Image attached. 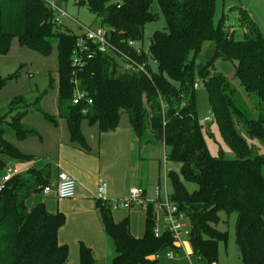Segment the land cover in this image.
I'll use <instances>...</instances> for the list:
<instances>
[{"label":"trees","instance_id":"obj_1","mask_svg":"<svg viewBox=\"0 0 264 264\" xmlns=\"http://www.w3.org/2000/svg\"><path fill=\"white\" fill-rule=\"evenodd\" d=\"M152 0H77L107 29V35L121 51L137 60L126 46L129 39L141 41L144 25L155 18L150 9ZM166 20V27L155 31L148 46V74L122 70L111 54L97 53L76 75L72 74L70 54L77 33L52 22L53 13L43 0H0V52L5 53L13 37L20 45L43 54L52 44L57 49L58 116L64 118L71 143L84 147L80 130L86 119L96 124L99 134L114 131L126 115L137 137L148 135V142L160 143L166 149V160L179 163V170H166L170 181V200L190 223L188 241L192 255L207 264L217 261L219 242L226 243L227 232L216 228L219 211L236 214L234 237L239 252L238 264H264V35L251 16L237 9L238 24L227 25L229 15L215 19V0H157ZM67 0H56L61 5ZM238 27V28H237ZM237 29V30H236ZM238 29L241 33H238ZM209 42L208 49H203ZM198 57L207 59L195 75ZM234 66L237 87L220 71L216 60ZM154 63L156 70L152 69ZM91 99L90 104H73L72 79ZM205 86L220 138L234 153L226 158L220 151L209 152L205 142L207 129L201 124L196 109V82ZM4 83L0 79V85ZM245 97L258 99L254 115L248 116L238 104V90ZM24 102L14 97L10 110ZM37 110L54 123L46 112ZM25 110L6 120L0 115V172L7 160L32 161L33 156L18 150L6 138L11 133L25 138L34 130L25 127ZM210 134V133H209ZM2 173H0L1 175ZM48 165L30 166L17 172L0 189V264H68L69 249L58 240V230L65 222L63 212L49 211L43 201L28 206L26 201L41 194L50 183ZM196 187L189 191L185 185ZM103 229L111 238L115 255L111 264H156L154 255L165 249L177 250L166 230L155 236L153 205L148 204L143 235L130 231L128 216L119 221L112 217L108 200L95 199ZM79 264H95L91 249L79 242Z\"/></svg>","mask_w":264,"mask_h":264},{"label":"rangeland","instance_id":"obj_2","mask_svg":"<svg viewBox=\"0 0 264 264\" xmlns=\"http://www.w3.org/2000/svg\"><path fill=\"white\" fill-rule=\"evenodd\" d=\"M76 2L77 0H67V2L61 4L67 14V16L60 18V28L62 30L68 28L71 32L81 33L83 29H80L78 23L89 27L100 25V20L88 10L86 5H80ZM150 9L156 16L144 25L142 40L138 41V44L143 49L148 48L151 35L155 31H161L166 27V20L157 0L151 1ZM237 9L245 10L264 35V0H215V19L227 13L229 17L226 24L236 26L238 24L236 19V16H238ZM238 33H241L239 29ZM209 45V42L205 43L203 49H208ZM119 63L122 64L121 61ZM150 65L152 69L156 70L154 63L150 62ZM214 65L216 71L226 75L231 83L237 87L238 80L234 76V66L231 62L218 59ZM0 79L4 80V83L0 85V115H4L6 120L10 121L13 115L26 108L22 123L25 127L34 130V133L28 134L25 138H17L11 133H6L5 138L18 148L20 152L33 156L32 161H42L50 169L51 167L53 168L57 162L59 146L62 144L72 146L69 140L67 123L64 118L58 116L59 96L56 44H52L49 52L43 54L33 48L20 45L18 39L13 37L7 51L5 53L0 52ZM237 90L239 92L238 104L243 107L248 116H253L255 107L259 105L258 99L254 95L245 97L243 95L245 94L244 91ZM195 94L199 120L203 127L207 129L205 142L209 152L216 156L221 151L226 158L234 157L233 151L219 136L217 124L214 122L213 114L210 110L207 91L202 83H199ZM14 97H23L24 102L17 104L12 111L10 110V102ZM37 107L53 117L56 123L46 119L37 110ZM206 116L210 117L209 121L203 120ZM125 123L129 124L126 115L123 114L119 125H124ZM80 130L87 143L92 147L96 145L97 148L99 142L97 125L90 124L86 119H83ZM241 133L248 142H253L259 146L260 152L264 155V144L261 141H250L243 131ZM148 138V135L140 137V141L135 144L130 154L129 162L131 163L132 173L128 180L127 191L130 188H142L145 190L146 197L153 199L156 198L155 187L158 185L161 188L160 196L164 198L166 194L171 192L170 181L165 176V172L166 170L178 171L179 163L166 160L167 149L160 143L148 142ZM20 166V161L9 159L6 169H16L17 172L21 173L32 165H25L24 169L22 168L19 171L17 167ZM185 185L189 191L196 187L191 182H186ZM52 195L54 193L48 195L39 193L29 197L27 201L29 205H32L33 202L39 199L44 202L47 208L53 209L52 211L54 212L59 210V205L56 204ZM123 210L125 209H112V217L114 218L118 215V212H123ZM145 213L144 210H140V214L137 215L140 216V221L143 220ZM218 214L220 220L216 228L227 232V241L226 243L222 241L218 243L217 261L212 264H238L239 252L234 237L236 214L234 212L226 214L225 211H219ZM122 215H124V212ZM161 215V212H156L155 226L163 229L164 223ZM138 221L136 220L137 223ZM174 246L178 249L169 248L163 250L157 258L156 264H207L205 260L198 259L196 256H187V254H192V247L189 241L183 242L180 249L176 244ZM168 251L172 254L171 257L165 255ZM75 263H78L76 258Z\"/></svg>","mask_w":264,"mask_h":264},{"label":"crops","instance_id":"obj_3","mask_svg":"<svg viewBox=\"0 0 264 264\" xmlns=\"http://www.w3.org/2000/svg\"><path fill=\"white\" fill-rule=\"evenodd\" d=\"M98 141L97 148L96 145L94 147L89 145L86 140L84 147L76 143H71L72 146L60 145L57 162L53 168H49L51 184L58 170L66 171L76 180L77 188L73 197L59 199L52 195L59 205L58 209L66 216L65 224L58 230V240L68 246L69 264H79V260L75 263V258L78 259L79 242L91 249L95 264H111L115 255L113 241L105 233L99 210L95 207L97 187L99 182L106 183L105 198L108 200L127 195V184L132 173L130 154L140 138L136 136L130 125L125 123L114 131L99 134ZM8 162L9 159L7 164ZM30 164L35 168L46 165L42 161H28L21 162V166L17 169L21 171L25 165ZM39 201L37 199L32 205ZM26 204L32 206L28 201ZM123 212L129 217L132 234L137 237L143 235L146 214L140 221V216H137L140 214L139 209L126 210V212L123 210ZM123 212H118L114 220L119 221L126 217L122 215ZM136 220H139L138 223Z\"/></svg>","mask_w":264,"mask_h":264},{"label":"built area","instance_id":"obj_4","mask_svg":"<svg viewBox=\"0 0 264 264\" xmlns=\"http://www.w3.org/2000/svg\"><path fill=\"white\" fill-rule=\"evenodd\" d=\"M44 3L50 8L53 13L52 22L57 25H61L60 18L67 16L61 5L56 3V0H43ZM119 1V0H115ZM78 26L82 32L77 33L75 46L70 54V65L72 68V74L81 70L86 62L93 58L97 53L111 54L116 60L121 61L122 70L128 72H137L142 74H148L149 65V52L148 48L143 49L138 40H127L126 46L134 50V55L141 56L145 54L146 59L137 60L127 52L121 51L114 43L111 42L107 35V29L98 25L96 27L83 26L78 23ZM200 82L194 83L193 87L197 89ZM73 91H72V103L90 104L91 99L87 96L86 92L79 88V81L76 77L72 79ZM204 121H209L210 117L206 116ZM17 173L16 169H6L0 175V189L3 183L6 182L12 175ZM106 183L100 182L97 187V197L101 200H108L105 198ZM157 195L156 198L150 199L146 197L145 190L142 188H130L127 195L122 198H114L108 200L112 209H139L146 211L148 204L153 205L154 218L156 220V212L162 213V219L164 228L160 229L157 226L153 227V233L155 236L160 235L163 230L170 233L173 243L179 247L182 243L188 241L190 234V223L184 214L178 209V207L170 200L169 193L162 198L160 196V186L155 187ZM76 190V180L73 176L66 171L58 170L56 172L54 182L43 187L41 194L48 195L54 193L59 199L71 198L74 196ZM161 252H157L154 258H158ZM167 257H171L172 254L168 251L165 253ZM188 257L193 256L187 254ZM199 259V257H198Z\"/></svg>","mask_w":264,"mask_h":264},{"label":"water","instance_id":"obj_5","mask_svg":"<svg viewBox=\"0 0 264 264\" xmlns=\"http://www.w3.org/2000/svg\"><path fill=\"white\" fill-rule=\"evenodd\" d=\"M207 59L204 57H198L195 63V75L196 79H199L200 71L205 67Z\"/></svg>","mask_w":264,"mask_h":264}]
</instances>
